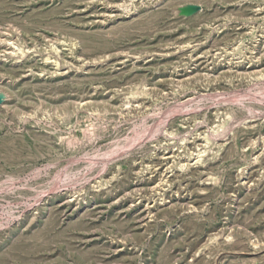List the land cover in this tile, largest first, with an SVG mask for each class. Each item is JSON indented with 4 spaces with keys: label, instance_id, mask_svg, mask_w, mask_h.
<instances>
[{
    "label": "rangeland",
    "instance_id": "374dc122",
    "mask_svg": "<svg viewBox=\"0 0 264 264\" xmlns=\"http://www.w3.org/2000/svg\"><path fill=\"white\" fill-rule=\"evenodd\" d=\"M0 264H264V0H0Z\"/></svg>",
    "mask_w": 264,
    "mask_h": 264
},
{
    "label": "bare ground",
    "instance_id": "6f19581e",
    "mask_svg": "<svg viewBox=\"0 0 264 264\" xmlns=\"http://www.w3.org/2000/svg\"><path fill=\"white\" fill-rule=\"evenodd\" d=\"M16 46V45H15ZM22 49V48H21ZM50 60V59H49ZM199 155V154H198Z\"/></svg>",
    "mask_w": 264,
    "mask_h": 264
}]
</instances>
